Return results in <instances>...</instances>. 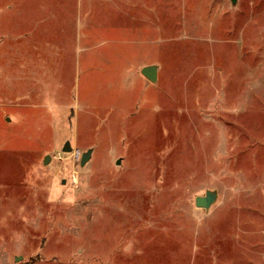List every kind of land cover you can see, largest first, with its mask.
<instances>
[{
	"label": "rangeland",
	"instance_id": "1",
	"mask_svg": "<svg viewBox=\"0 0 264 264\" xmlns=\"http://www.w3.org/2000/svg\"><path fill=\"white\" fill-rule=\"evenodd\" d=\"M114 1L155 82L10 106L4 70L0 264H264V0ZM62 2L0 0L6 52L30 6Z\"/></svg>",
	"mask_w": 264,
	"mask_h": 264
},
{
	"label": "crops",
	"instance_id": "2",
	"mask_svg": "<svg viewBox=\"0 0 264 264\" xmlns=\"http://www.w3.org/2000/svg\"><path fill=\"white\" fill-rule=\"evenodd\" d=\"M93 1L63 0L30 6L29 32L11 41V52H6L2 26L5 9L0 8V91L6 89L4 70H13L8 90L18 99L10 106H28L51 91H68V98L80 84L85 92L94 85L96 91H112L126 80L124 75L131 76L134 70L140 72L150 65L156 67L157 76L159 66L150 55L139 57L134 66L135 54L151 40L143 37L142 28L132 27L131 4L121 7L114 0ZM8 10L16 9L8 6ZM12 22L17 25L15 14Z\"/></svg>",
	"mask_w": 264,
	"mask_h": 264
},
{
	"label": "water",
	"instance_id": "3",
	"mask_svg": "<svg viewBox=\"0 0 264 264\" xmlns=\"http://www.w3.org/2000/svg\"><path fill=\"white\" fill-rule=\"evenodd\" d=\"M233 1L234 0H232V2ZM141 73L149 81H151V82L156 81L157 76H156V67L155 66H153V65L146 66L142 69ZM70 150H71V147L67 143L66 146L63 148V151H70ZM89 156H90V150H88L82 154L80 163L84 164L87 161V159L89 158ZM46 160L47 161L49 160L48 156H46L45 161ZM216 199H217V192L214 190H207V191H205L204 195L196 196L194 202H195V206L197 208H202L204 210H208L212 206V204L215 203Z\"/></svg>",
	"mask_w": 264,
	"mask_h": 264
}]
</instances>
